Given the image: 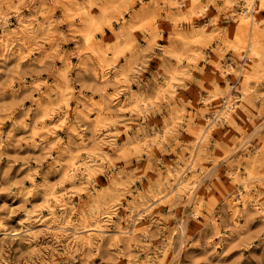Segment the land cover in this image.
Segmentation results:
<instances>
[{"label": "clouds", "instance_id": "1", "mask_svg": "<svg viewBox=\"0 0 264 264\" xmlns=\"http://www.w3.org/2000/svg\"><path fill=\"white\" fill-rule=\"evenodd\" d=\"M0 264H264V0H0Z\"/></svg>", "mask_w": 264, "mask_h": 264}]
</instances>
